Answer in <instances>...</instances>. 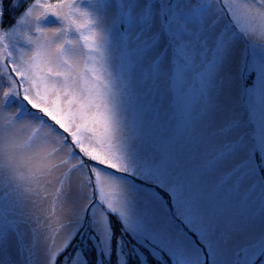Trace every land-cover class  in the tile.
Masks as SVG:
<instances>
[{
    "label": "snow or ice",
    "instance_id": "obj_1",
    "mask_svg": "<svg viewBox=\"0 0 264 264\" xmlns=\"http://www.w3.org/2000/svg\"><path fill=\"white\" fill-rule=\"evenodd\" d=\"M0 264H264V0H0Z\"/></svg>",
    "mask_w": 264,
    "mask_h": 264
},
{
    "label": "trees",
    "instance_id": "obj_2",
    "mask_svg": "<svg viewBox=\"0 0 264 264\" xmlns=\"http://www.w3.org/2000/svg\"><path fill=\"white\" fill-rule=\"evenodd\" d=\"M10 21L9 20H7V18H6V23H9Z\"/></svg>",
    "mask_w": 264,
    "mask_h": 264
},
{
    "label": "rangeland",
    "instance_id": "obj_3",
    "mask_svg": "<svg viewBox=\"0 0 264 264\" xmlns=\"http://www.w3.org/2000/svg\"><path fill=\"white\" fill-rule=\"evenodd\" d=\"M118 227V226H117ZM113 259H115V257H113Z\"/></svg>",
    "mask_w": 264,
    "mask_h": 264
}]
</instances>
